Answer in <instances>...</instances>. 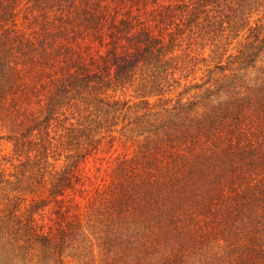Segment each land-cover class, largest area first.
Listing matches in <instances>:
<instances>
[{"label":"trees","instance_id":"16d2710c","mask_svg":"<svg viewBox=\"0 0 264 264\" xmlns=\"http://www.w3.org/2000/svg\"><path fill=\"white\" fill-rule=\"evenodd\" d=\"M0 264H264V0H0Z\"/></svg>","mask_w":264,"mask_h":264},{"label":"rangeland","instance_id":"374dc122","mask_svg":"<svg viewBox=\"0 0 264 264\" xmlns=\"http://www.w3.org/2000/svg\"><path fill=\"white\" fill-rule=\"evenodd\" d=\"M1 147H2V148H8L9 145H5V144H3V145H0V148H1ZM19 262H20V261H17V262H15V263H16V264H20Z\"/></svg>","mask_w":264,"mask_h":264}]
</instances>
